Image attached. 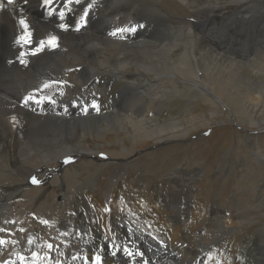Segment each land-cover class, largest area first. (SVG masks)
I'll use <instances>...</instances> for the list:
<instances>
[{
	"label": "bare ground",
	"instance_id": "bare-ground-1",
	"mask_svg": "<svg viewBox=\"0 0 264 264\" xmlns=\"http://www.w3.org/2000/svg\"><path fill=\"white\" fill-rule=\"evenodd\" d=\"M51 8L0 0V264H264V0Z\"/></svg>",
	"mask_w": 264,
	"mask_h": 264
},
{
	"label": "snow or ice",
	"instance_id": "snow-or-ice-1",
	"mask_svg": "<svg viewBox=\"0 0 264 264\" xmlns=\"http://www.w3.org/2000/svg\"><path fill=\"white\" fill-rule=\"evenodd\" d=\"M54 2H55V0H42L43 5H44L46 8H48L49 15H54L55 12L57 11V10L51 8V5H52ZM7 3H8V4H12V3H13V0H7ZM65 3H67V4H72V3L79 4V3H80V0H65ZM92 7H93V5H92V4H89L88 7L84 10L83 15L80 17V24H79V26L77 27V30H79V27H82L83 24L86 23V18H87V16H88V11H89V9H91ZM70 11H71V9H69V12H70ZM67 14H68V13H66V12L63 11V10L59 11L60 19H61V20H64ZM19 23H20L21 25H23L24 29L26 30V35L21 36L20 39L25 40V41H28V38H29L30 35H31L30 32H27V29L29 28V25H28V23L26 22V20H24V19H21V20L19 21ZM141 26H142V25H141ZM60 27L63 28V29H65V30H68L69 25H67V24H61ZM135 31H137V27L118 28L115 32H113V33H111V34L115 36V35H117V34H122V33H126V32H135ZM46 46H49V47H52V48H56V47H58V38H57L56 36H51V37H49L46 41H45V40H41V41L39 42L38 47H37V48L35 49V51L33 52V55H35V54H37L38 52L42 51ZM45 87H48V85H45ZM46 99H47L49 102L55 103V101H53V100L51 99V97H47ZM33 100H34L35 102H37V103L40 102V100H39L38 98L33 97V96H29V97L25 98L24 103H25V104H28L29 101H33ZM92 107H93L94 109H96V110H98V108H99V106H98L96 103H93V104H92ZM86 110H87V109H85V111H86ZM102 155H103V154H102ZM70 159H71V158H68L69 161H70ZM32 182H33V183H40V181H38V180L36 179V177H33V178H32ZM44 223L47 224L48 222H47V221H44ZM0 231H2V229H0ZM5 242H6V241L0 239V244H3V243H5ZM52 246H53V245H51V244L48 245L49 248H51ZM123 251H124L129 257H132V256L134 255V253H133L132 251H130L127 247H125V248L123 249ZM33 254L35 255V253H33ZM114 254H115V253H114ZM135 255H139V256L142 257V256L144 255V253H143V252H138V253H136ZM101 262H102V258H101V256H100L99 254H97V255L95 256V264H101ZM145 264H147V262H145Z\"/></svg>",
	"mask_w": 264,
	"mask_h": 264
},
{
	"label": "rangeland",
	"instance_id": "rangeland-1",
	"mask_svg": "<svg viewBox=\"0 0 264 264\" xmlns=\"http://www.w3.org/2000/svg\"><path fill=\"white\" fill-rule=\"evenodd\" d=\"M202 134V136L203 137H209V135H210V131H208V132H203V133H201ZM196 137V136H195ZM192 138H194V137H192ZM192 140H194V139H192ZM209 140V139H208ZM199 148V146L197 145V149ZM193 149H195V147L193 148ZM192 151H194V150H192ZM110 242H112V243H114V244H116V242H113L112 240H110ZM74 258V257H73ZM78 258H79V256H78ZM74 259H76V258H74ZM86 264H89V263H86Z\"/></svg>",
	"mask_w": 264,
	"mask_h": 264
}]
</instances>
